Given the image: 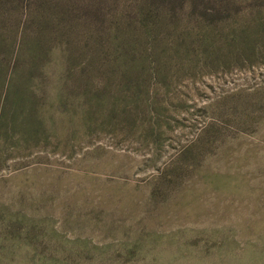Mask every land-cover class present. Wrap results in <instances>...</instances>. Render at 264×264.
<instances>
[{"label": "rangeland", "instance_id": "obj_1", "mask_svg": "<svg viewBox=\"0 0 264 264\" xmlns=\"http://www.w3.org/2000/svg\"><path fill=\"white\" fill-rule=\"evenodd\" d=\"M0 264H264V0H0Z\"/></svg>", "mask_w": 264, "mask_h": 264}]
</instances>
